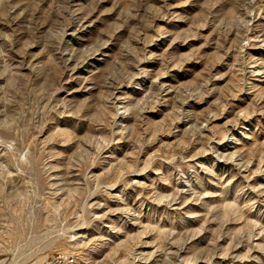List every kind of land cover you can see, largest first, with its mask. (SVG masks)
I'll list each match as a JSON object with an SVG mask.
<instances>
[{
    "label": "rangeland",
    "instance_id": "1",
    "mask_svg": "<svg viewBox=\"0 0 264 264\" xmlns=\"http://www.w3.org/2000/svg\"><path fill=\"white\" fill-rule=\"evenodd\" d=\"M264 264V0H0V264Z\"/></svg>",
    "mask_w": 264,
    "mask_h": 264
},
{
    "label": "built area",
    "instance_id": "2",
    "mask_svg": "<svg viewBox=\"0 0 264 264\" xmlns=\"http://www.w3.org/2000/svg\"><path fill=\"white\" fill-rule=\"evenodd\" d=\"M75 263V258L72 255L54 254L51 257L39 262L38 264H67Z\"/></svg>",
    "mask_w": 264,
    "mask_h": 264
},
{
    "label": "bare ground",
    "instance_id": "3",
    "mask_svg": "<svg viewBox=\"0 0 264 264\" xmlns=\"http://www.w3.org/2000/svg\"><path fill=\"white\" fill-rule=\"evenodd\" d=\"M34 264H36V263H34ZM67 264H74V263H67Z\"/></svg>",
    "mask_w": 264,
    "mask_h": 264
}]
</instances>
